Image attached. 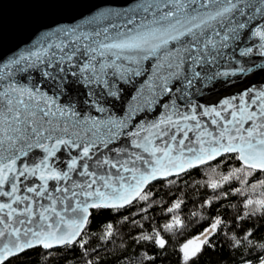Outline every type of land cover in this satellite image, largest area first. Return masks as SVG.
Masks as SVG:
<instances>
[{
  "label": "snow or ice",
  "instance_id": "1",
  "mask_svg": "<svg viewBox=\"0 0 264 264\" xmlns=\"http://www.w3.org/2000/svg\"><path fill=\"white\" fill-rule=\"evenodd\" d=\"M218 157L239 163L233 175L264 174V0H104L0 48V264L84 247L94 211ZM244 206L238 219L264 217V200ZM222 223L182 245L183 264ZM231 241L239 264H264V237Z\"/></svg>",
  "mask_w": 264,
  "mask_h": 264
},
{
  "label": "trees",
  "instance_id": "2",
  "mask_svg": "<svg viewBox=\"0 0 264 264\" xmlns=\"http://www.w3.org/2000/svg\"><path fill=\"white\" fill-rule=\"evenodd\" d=\"M238 167L237 161L221 157L181 176L156 181L146 189L147 199L120 211H94L83 236L84 247L35 249L11 264H182V245L217 218L223 223L211 236L214 247L205 245L189 264H239L238 254L230 253L231 237L245 230L253 231L256 242L264 237V217L259 212L238 219L250 211L244 206L247 199L264 200V174L233 175ZM144 236L163 237L166 245L159 248L154 240H143Z\"/></svg>",
  "mask_w": 264,
  "mask_h": 264
},
{
  "label": "water",
  "instance_id": "3",
  "mask_svg": "<svg viewBox=\"0 0 264 264\" xmlns=\"http://www.w3.org/2000/svg\"><path fill=\"white\" fill-rule=\"evenodd\" d=\"M100 3H104V0H81V2L70 6L44 5L35 2V0H3L2 5H0V33H2L0 48H2L4 53H14L16 50L21 49L25 42L30 41V38L33 37V34L41 24L51 23L53 21L71 23L75 18L86 19L88 18L89 9L92 5ZM232 92H235L234 87L221 90L222 95H227ZM220 158L206 161L196 168L207 165ZM183 174L185 173H181L179 176ZM174 177L178 176L168 177L167 179ZM135 202L133 201L132 204ZM200 236L201 234L197 237ZM196 243H199V241Z\"/></svg>",
  "mask_w": 264,
  "mask_h": 264
},
{
  "label": "flooded vegetation",
  "instance_id": "4",
  "mask_svg": "<svg viewBox=\"0 0 264 264\" xmlns=\"http://www.w3.org/2000/svg\"><path fill=\"white\" fill-rule=\"evenodd\" d=\"M198 236V235H197ZM196 236V237H197ZM196 237H194V239L196 238ZM190 241H193V239L192 240H190ZM187 242H189V241H187ZM186 242V243H187ZM199 246V243H193V244H191L190 246H189V250L191 251L192 249H194V248H196V247H198ZM204 247H205V245L203 246V250H204ZM203 250H202V252H203ZM179 252L181 253V256H182V252H181V248L179 249ZM201 252V253H202ZM201 253H199L196 257H198ZM195 257V258H196ZM194 258V259H195ZM194 259H192V260H190L189 262H188V264L191 262V261H193ZM183 261H182V258H181V263H182Z\"/></svg>",
  "mask_w": 264,
  "mask_h": 264
},
{
  "label": "rangeland",
  "instance_id": "5",
  "mask_svg": "<svg viewBox=\"0 0 264 264\" xmlns=\"http://www.w3.org/2000/svg\"><path fill=\"white\" fill-rule=\"evenodd\" d=\"M182 264H183V262H182Z\"/></svg>",
  "mask_w": 264,
  "mask_h": 264
}]
</instances>
